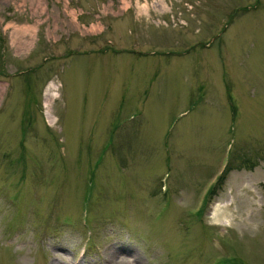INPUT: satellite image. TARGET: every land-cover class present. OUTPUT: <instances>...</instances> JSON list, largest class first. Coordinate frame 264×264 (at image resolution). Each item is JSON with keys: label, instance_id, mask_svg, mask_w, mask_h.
Instances as JSON below:
<instances>
[{"label": "rangeland", "instance_id": "rangeland-1", "mask_svg": "<svg viewBox=\"0 0 264 264\" xmlns=\"http://www.w3.org/2000/svg\"><path fill=\"white\" fill-rule=\"evenodd\" d=\"M42 1L0 0V264H264V0Z\"/></svg>", "mask_w": 264, "mask_h": 264}, {"label": "bare ground", "instance_id": "bare-ground-1", "mask_svg": "<svg viewBox=\"0 0 264 264\" xmlns=\"http://www.w3.org/2000/svg\"><path fill=\"white\" fill-rule=\"evenodd\" d=\"M35 2H37L36 3V7L37 8H40L41 10H43L44 9V6H45V3H44V1H42V0H35ZM129 5H130V1L129 0H125V2H124V6L126 7V8H128L129 7ZM35 10V9H34ZM45 11V10H44ZM72 12V14L73 15H75V17H76V12L74 11V10H72L71 11ZM36 13V12H35ZM31 28V27H30ZM30 28H26V32L27 31H30L31 29ZM36 28V27H35ZM100 28V25L99 24H94L93 26H92V29L93 30H97V29H99ZM30 29V30H29ZM35 30V29H34ZM32 32H33V29H32Z\"/></svg>", "mask_w": 264, "mask_h": 264}, {"label": "trees", "instance_id": "trees-1", "mask_svg": "<svg viewBox=\"0 0 264 264\" xmlns=\"http://www.w3.org/2000/svg\"><path fill=\"white\" fill-rule=\"evenodd\" d=\"M228 166H229V163L227 164V166H226L224 172L226 171V169L228 168ZM224 172L222 173L221 177H219V179H218V181H217V184H218L219 180H221V178H223V174H224ZM217 184H216V185H217ZM216 185H215V186H216ZM215 186H214V187H215ZM214 187H213V188H214ZM213 188H212V189H213ZM212 189L210 190V192L212 191ZM213 191H214V190H213Z\"/></svg>", "mask_w": 264, "mask_h": 264}]
</instances>
